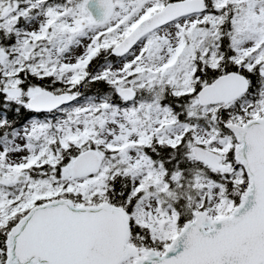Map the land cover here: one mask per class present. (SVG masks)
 Masks as SVG:
<instances>
[{
  "label": "snow or ice",
  "instance_id": "obj_1",
  "mask_svg": "<svg viewBox=\"0 0 264 264\" xmlns=\"http://www.w3.org/2000/svg\"><path fill=\"white\" fill-rule=\"evenodd\" d=\"M0 264H264V0H0Z\"/></svg>",
  "mask_w": 264,
  "mask_h": 264
}]
</instances>
